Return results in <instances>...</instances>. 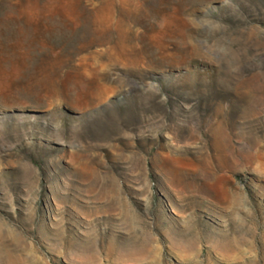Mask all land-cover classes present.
I'll return each mask as SVG.
<instances>
[{"label": "rangeland", "instance_id": "rangeland-1", "mask_svg": "<svg viewBox=\"0 0 264 264\" xmlns=\"http://www.w3.org/2000/svg\"><path fill=\"white\" fill-rule=\"evenodd\" d=\"M0 264H264V0H0Z\"/></svg>", "mask_w": 264, "mask_h": 264}]
</instances>
